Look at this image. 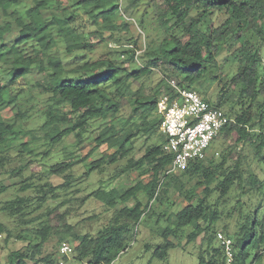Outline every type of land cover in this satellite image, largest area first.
Returning <instances> with one entry per match:
<instances>
[{"label":"trees","instance_id":"trees-1","mask_svg":"<svg viewBox=\"0 0 264 264\" xmlns=\"http://www.w3.org/2000/svg\"><path fill=\"white\" fill-rule=\"evenodd\" d=\"M21 1L0 0V9L6 12L8 6L19 4ZM49 1L33 0V4L27 9V21L16 14L17 10L11 12L16 17L15 22L19 30L18 36L10 44L6 42V36L13 30V26L9 23L0 24V62L5 56L11 57L9 71L11 82H16L29 74L34 65L45 68L38 56L41 54L47 56L48 67L52 72L50 82L43 89L50 93L49 99L56 106L49 105L46 110V120L42 128H51L49 132H46V138L56 144L63 137L74 132L77 136H81L92 120L117 116L122 109V98L126 97L127 93L135 95L132 100H129L131 115L126 123L128 125L135 123L136 130L130 128L121 132L115 123L103 126L94 138L95 146L89 154L104 144L114 151L104 153L100 158L87 163L86 175L94 171L101 172L107 164H114L121 158L128 157L131 151L128 145L133 143L137 132L151 135L160 129L161 118L156 113V105L160 95L170 90L167 79L174 78L181 86L192 88V85L206 75L209 67L217 65V57L224 49V43L227 42H230L232 46L230 51H233L234 59L239 62L230 85L234 89H240V96L248 98L250 105L245 111L237 113L235 120L224 126L219 135L227 139L237 133L239 135L237 141L249 142L253 146L258 168L264 172V101L258 102L260 95L264 98V77L260 78L259 72L261 65L264 68V59L259 48L264 45V0H162L161 12L157 15V19L165 37L159 47L143 55L148 59L146 65L129 71L125 67H119L111 59L100 58L88 60L70 72L66 70L60 57L48 53L57 43L52 33L53 29H57L59 36L65 40L69 53L75 50L91 51L96 47L97 42L79 39L76 28L69 24L75 19L76 16L73 15L75 13H71L69 18H61L53 14L52 18L45 19L43 10L46 9ZM138 1L131 0V4L136 5ZM72 6L75 9H84L92 23L98 25L94 32L101 39H104L105 32H110L109 38L113 39L114 32L120 27L126 29L130 21L129 16L124 14L122 22L118 23L117 12L119 13L121 9L118 0H73ZM215 12H221L226 16L218 25L213 22L212 16ZM27 43L38 50L37 56L23 54L21 48ZM135 46V44L129 46V51L133 52L131 58H136L141 53ZM243 60L244 63L241 64ZM159 67L165 68L169 74H176L180 79L163 77V87L158 88L151 95H145L140 88L134 89L131 86V79L138 80L150 75ZM87 73L94 74L87 75ZM122 73L124 75H121ZM15 100L16 98L12 97L5 101L0 94V110L3 103L11 104ZM221 104L215 105L221 107ZM256 105L258 107L255 110ZM65 107L68 109L64 110ZM19 114L24 116V113H17ZM135 116L140 119L139 122L132 121ZM62 124L66 126L63 128ZM22 132L21 130L20 133ZM8 134L18 136L19 130L14 129V123L0 121V143L8 140ZM162 135H164L162 143L148 146L139 158L128 157L126 165L121 169V172L136 169L140 174H151L152 178L148 183L138 181L123 191L99 188L88 195L103 199L111 208H116L119 201L127 203L132 199L135 200L133 206L125 205L116 209L109 223L96 235L80 234L76 231L75 225L68 222L67 212H56L58 208L56 206L50 209L48 214L55 212L57 223L50 224L49 219L45 220L42 227L36 230L37 239H31L25 247L10 253L7 264H59L54 253L42 255L45 242L55 232L60 234V239L69 237L76 242L72 253H75L77 260L86 264H115L128 247L126 231H129L133 225H137L147 211L152 209L153 212L155 201L163 202L165 195L172 187L184 191L185 183L177 174L178 172H181L183 177L199 178L198 183L204 182L205 195L198 204H194L195 197L186 194L188 203L175 213V227L167 226L164 229V242L156 246L153 257L167 258L169 250L176 246V243L170 239V235H174L179 228L193 225L188 242L194 241L205 230L211 231L208 236L209 258L201 253L198 264H226L227 257L223 244L221 243L218 247L212 245V240L216 236L213 226L220 216L219 212L212 209L208 203V197L213 192L210 186L217 181L214 190L220 192L217 199L219 202L228 196L232 187L243 188L244 180L247 179L252 195L261 198L260 204L245 215L244 223L239 225L238 230L225 235L232 238L234 264H249L248 259L253 251H255L254 258L261 259L264 251V221L259 212L264 206L262 199L264 177H260L256 172L246 174V169L240 160L229 164L227 154H223L218 161L214 155L207 154L204 159L192 160L188 167L181 171L166 174L165 171L171 165L173 155L168 150L167 136L164 133ZM28 142H23L25 149L28 148ZM216 153L220 155L218 151ZM86 156L82 159L72 157L51 165L50 172L62 175L65 180L60 185H51L48 182L39 185L36 190L38 207H41L49 197H55V191L58 188L70 186L74 182L75 176L71 170L76 164L87 160ZM8 162L9 156L0 151V176L5 173L4 168ZM19 170L21 169L15 168L10 173L14 175ZM29 180H32L31 177H28L26 183L20 187L21 191L33 186V182ZM4 188L2 187L0 191ZM142 190L147 195V202L144 205L138 199V194ZM30 199L27 195H18L14 199L7 200L1 209L11 217L18 215L23 217L28 213L26 208ZM31 220L33 219H21L20 224L29 223ZM201 220L209 222L208 225L203 227ZM2 235L6 240L12 236L10 229L0 220V236ZM18 237L22 238L21 235ZM63 242L61 241V245ZM2 248L3 245L0 243V251Z\"/></svg>","mask_w":264,"mask_h":264},{"label":"rangeland","instance_id":"rangeland-1","mask_svg":"<svg viewBox=\"0 0 264 264\" xmlns=\"http://www.w3.org/2000/svg\"><path fill=\"white\" fill-rule=\"evenodd\" d=\"M121 7L117 12L118 23L122 22V17L129 16L130 21L127 23V28L120 27L114 32V38H109L110 32L104 33V39L94 32L98 25L92 23L91 18L84 9H75L73 0H50L46 9L43 10L45 19L52 18L53 14H57L61 18L71 17V13H75V19L69 24L76 28L79 33V39L83 41L97 42L96 47L89 50H75L72 53L67 51L65 40L59 36L57 29H53L52 33L57 39L56 45L48 52L49 55H55L63 60L64 66L68 72L82 65L88 60H97L100 58H108L114 61L119 67H125L129 71L139 69L146 65L147 57H143L146 52H152L159 47L161 41L165 37L164 31L158 22L157 15L161 12L162 0H139L137 4H131V0H118ZM33 0H22L19 4L10 5L6 8V12L0 9V24L9 23L13 26V30L7 34L6 42L12 43L18 36L16 17L11 14L17 10V15L28 20L27 9L31 7ZM213 22L215 25L226 17L221 12L213 14ZM126 18V19H128ZM179 34V32H178ZM259 41L257 42V44ZM135 44L136 49L140 50L139 58H131L133 52L129 51V46ZM114 45H117L114 47ZM119 45V46H118ZM146 47V48H145ZM260 48L261 56L264 59V45ZM24 55L32 57L38 55V50H35L30 43L22 46ZM38 49V48H37ZM232 46L230 42L224 43V49L217 57V65L209 67L206 75H203L200 81L196 82L191 87L195 89L202 97L214 104H221L225 112L234 120L237 113H241L250 105V101L246 97L240 96V89H234L230 85V80L238 69L239 62L233 57V51H230ZM43 62V67L37 65L32 67V70L26 76L19 78L16 82H11V57L5 56L0 62V90L2 91L1 98L9 100L15 97L16 100L11 104L3 103L0 110V121H9L14 123V129L19 130L18 136L8 134V140L5 143H0V151L4 155L9 156V162L4 168V174L0 176V220L3 221L11 231V238L6 240L5 236H0V243L3 248L0 251V264L8 263V256L15 250L25 247L31 239H37L36 230L45 220L49 219L48 223H57L55 212L48 214L50 209L58 206V213L67 212L68 222L75 225L76 231L80 234L91 233L96 235L100 229L109 223L114 216L116 209L125 205L133 206L135 200H130L127 203L118 202L116 208L109 207L101 198L96 196H88L91 192L99 188L106 190L118 189L123 191L142 181L148 183L152 175L140 174L138 170L121 172V169L126 165L128 157L139 158L144 153L148 146L163 142V136L160 129H157L153 134L138 133L133 139V143L129 144L131 148L128 157L121 158L114 164H107L101 172L94 171L86 175V164L94 159L100 158L104 153H113L106 144L94 149L92 154H89L95 146L94 138L98 135L103 126L115 123L123 132L125 129L133 128L136 130L135 123L128 125L127 118L131 115V106L129 100L135 95L126 94L122 98V109L117 116L107 119L92 120L87 130L77 136L76 132L62 138L58 143H51L45 136L46 132L50 131V127L42 128L46 120V110L49 105L56 106L49 97L50 93L44 91V86L50 82L51 69L48 67L47 56L41 54L38 56ZM244 63V60L240 62ZM260 78L264 77L263 65L260 67ZM94 73H87L92 75ZM121 75H124L123 73ZM163 77L179 78L176 74L167 73L163 67L156 68L150 75H146L138 80L131 79L130 83L134 89H139L145 95L155 93L158 88L163 87ZM264 98L260 95L258 102L263 103ZM258 105L255 106V110ZM68 108L65 107L64 110ZM24 113V116L17 113ZM22 116V117H20ZM132 121H140L135 116ZM62 124L61 127H65ZM23 131L20 133V131ZM28 131H31L28 133ZM238 134L234 133L231 137L225 138L223 135L217 136L209 147L208 155H214L216 160H220L223 154H227L228 163L240 160L243 167L246 169V174L256 172L260 177H264V172L258 168L256 158L254 157L253 146L249 142H239ZM28 142V148L23 147V142ZM219 152L220 155L215 152ZM47 153V154H46ZM87 155V156H86ZM88 157L87 160L76 164L71 173L75 176L74 182L70 186L58 188L55 191V197H49L47 201L38 207L37 187L42 183L48 182L51 185H60L64 183L62 175L52 174L50 172L51 165L64 161L70 158L82 159ZM15 168H20L18 173L11 174L10 171ZM264 169V167H263ZM181 176L185 183L184 191H179L176 187H172L165 195L163 202L155 201L152 209L143 215L141 221L137 225H133L129 231H126L125 238L128 242V247L124 251L115 264H198L201 253L209 258L210 250L208 249V236L211 231L198 235L191 242H188V236L193 230V225H187L175 231L174 235H170V239L176 243L175 247L169 250V255L165 259L153 257V252L157 245L164 242L163 231L167 226L175 227V213L188 203L186 194L195 197L194 204H198L205 195V183L199 182V178L183 177L181 172L177 173ZM31 177L33 186L25 191H21L20 187L26 182V179ZM247 179L244 180L243 188L232 187L228 196L225 199L217 202L219 198V190H214L217 181L211 184L213 189L212 194L208 197V203L212 209L219 212V220L213 226L216 236L212 240V245L218 247L221 245L218 234L233 233L239 229V225L244 223V217L251 210L260 204V197L252 195V190L247 184ZM18 195H27L31 199L29 201L28 213L21 216L11 217L6 211L2 210L4 203L7 200L16 198ZM144 204L147 202V195L144 190L138 194ZM264 200V197H262ZM239 201V202H237ZM259 215L264 221V206L260 210ZM33 219L29 223L20 224L21 219ZM209 222L201 220L203 227H206ZM264 230V229H263ZM21 235L22 238H19ZM35 241V240H34ZM61 241H67L72 246L76 244L72 238L64 237L60 239V234L52 233L49 239L45 242L42 255L50 252L54 253V257L59 264H86L75 258V253L66 254L61 250ZM264 247V245H263ZM254 252L248 259L249 264H264V251L261 259L254 258Z\"/></svg>","mask_w":264,"mask_h":264},{"label":"built area","instance_id":"built-area-1","mask_svg":"<svg viewBox=\"0 0 264 264\" xmlns=\"http://www.w3.org/2000/svg\"><path fill=\"white\" fill-rule=\"evenodd\" d=\"M167 82L170 90L158 98L156 113L161 118L160 130L167 136L168 150L173 155L172 163L165 171L170 174L187 168L192 160L204 159L221 129L233 118L195 89L181 86L174 78ZM218 237L225 249L226 264H234L232 238L223 233ZM61 250L70 254L73 246L64 241Z\"/></svg>","mask_w":264,"mask_h":264},{"label":"crops","instance_id":"crops-1","mask_svg":"<svg viewBox=\"0 0 264 264\" xmlns=\"http://www.w3.org/2000/svg\"><path fill=\"white\" fill-rule=\"evenodd\" d=\"M160 128V127H159Z\"/></svg>","mask_w":264,"mask_h":264}]
</instances>
